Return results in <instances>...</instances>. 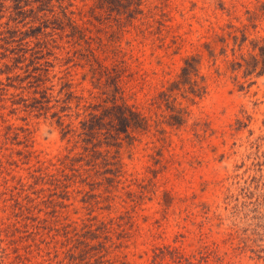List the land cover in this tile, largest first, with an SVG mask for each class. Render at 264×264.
<instances>
[{
	"label": "rangeland",
	"instance_id": "374dc122",
	"mask_svg": "<svg viewBox=\"0 0 264 264\" xmlns=\"http://www.w3.org/2000/svg\"><path fill=\"white\" fill-rule=\"evenodd\" d=\"M111 2H44L39 10L52 6L60 18L16 24L45 30L38 47L23 39L37 60L27 52L14 68L0 54V264H95L89 256L101 242L115 264H188L180 255L192 264H264V73L257 74L264 0ZM1 29L3 44L9 33ZM13 41L0 53L17 47ZM189 56L198 58L197 72L172 87ZM4 62L12 72L4 73ZM101 66L110 78L95 73ZM33 72L53 84L43 109L32 99L44 100L33 93ZM112 79L148 126L130 129L119 148L85 165L92 177L72 178L64 197L46 177L36 179L82 151L62 127L80 126L85 101L66 105L62 83L88 98ZM91 216L94 224L121 226L85 239L82 224ZM76 238L88 245L77 247Z\"/></svg>",
	"mask_w": 264,
	"mask_h": 264
},
{
	"label": "trees",
	"instance_id": "16d2710c",
	"mask_svg": "<svg viewBox=\"0 0 264 264\" xmlns=\"http://www.w3.org/2000/svg\"><path fill=\"white\" fill-rule=\"evenodd\" d=\"M6 1L13 2V4L7 5ZM97 1L100 2V5H102L101 7L104 8L109 7L110 4H113L111 0ZM121 1L123 0H118V2ZM44 2L50 3L51 0H0V15L2 17H6V21L4 23H0V36H2L4 33L1 29L3 26H6L8 28L7 31L9 33V36L7 38L2 39L3 44L14 42L13 40H17V37L18 40H20L17 43V47H10V49L4 48L5 52L3 51V53H0L3 54V57H8L10 60H12V66H14V68L18 66L17 64L21 62L22 59L26 58L27 52H31L30 55L32 56V62H35V59L37 60L36 55L39 53L38 50L33 51L32 47L29 46L30 40L23 39H37L35 45H37L38 47L41 40L40 36L45 33V30L42 29L41 24L31 27V29L27 31L19 30L16 24L23 21L27 17L30 18L31 22L39 21L44 17L45 20H47L50 16L54 18H60V16H58V12L54 11V9H51L52 6L47 9V12L45 11V8H42L43 11L39 10L40 4H43V7L47 6L44 5ZM23 7L27 8L24 10ZM40 12H42V14H40ZM66 19L70 21L68 23V27H70L71 32H75L78 28V25L73 20H71V18ZM23 41L25 44L23 43ZM3 44H0V47H3ZM258 49L259 57L261 58L259 62L262 63L263 66L260 68L257 74L261 75L264 73V46H259ZM7 50L9 51L8 53H6ZM40 51H42V49ZM253 63V69H255L257 61L254 60ZM197 64V57H186L183 60V66L180 70V80L174 83L172 87L180 83L184 84L188 82L190 80L191 74L197 72ZM3 65L6 69L4 73H10L13 71V68L9 67L10 65L8 63L4 62ZM105 68V66H101L95 73L99 72V76H102L101 74H104L107 78H110V74L104 73V71L107 70ZM33 70H37L40 72V70H43V68H40L39 65H35L33 67ZM16 76L19 77L18 74ZM29 76L34 79L30 82L34 83L33 93H39L40 97H42L44 100L37 99V96L32 97V99L35 100L34 102L39 103V109H41L40 107H42L43 109L46 107V104L44 103H48L43 101H49L51 94L50 92H48V90L51 89V86L53 84L47 86L45 83V78H42L43 80L41 79V73L34 74L33 72V74H29ZM7 78H9V76ZM62 85L63 87L61 88L59 95L64 94L65 96H67L64 102L66 105H69L68 103H70L72 99H78L77 103L80 102V99H83L85 101V104L81 106L83 112L80 114L83 116V118L79 120L80 126H78L77 128H71V124L69 123L65 124L62 127V130L65 132L64 135L71 134L72 137H77V140H75V146L76 144H79V142H81L80 147L82 148V151L77 155L71 156L69 158L65 157L63 159H60L58 163L59 166L55 168L54 172H49L43 176H37L36 179L46 177L45 183L52 185L53 189L55 190L57 188L61 189L64 197H67V189L70 186V184L68 183L70 181H74L72 178H76V176L81 178L83 176V171L85 174L84 180L92 177V171H90V168H84L85 165H94V161L98 159V157L103 158L104 160L107 156V153L109 152L108 148L113 146L119 148L123 141V134L124 137H129L130 129H146V127L148 126V121L139 111L123 101L122 88L118 85V83L115 82L114 79H112L111 84L103 83V85L99 88V92H91V96H89L88 98L76 95L70 89V83L67 82V84L65 85V82H63ZM39 87L41 89H39ZM60 107L62 108L61 111H64V108H67L68 106ZM171 111L172 113H170V115L173 118V121L179 122L182 118L172 108ZM51 115L57 117V121L59 124H63L61 121L62 116L59 115L58 111L52 112ZM102 147H106V149H101ZM76 162L79 163V165L75 168L74 165L76 164ZM68 171H73L74 173L69 175ZM113 175L114 176L112 177V179H116V175ZM95 218L96 216H91L87 219L88 223L85 222L82 224V235H84L85 239L87 238L88 234L92 236H96L98 234H104L105 236H108V234H110V231L113 232L117 229V227L121 226L118 222L115 223L113 219H108L107 221L101 220L98 223L94 224L93 220H95ZM71 223L74 224L73 231L75 235H77L76 221H72ZM64 226L68 227L70 225L67 224ZM78 241L76 238L77 247H79L81 244H84V246L88 245L83 239ZM110 243L115 244V242L113 241H111ZM99 246L101 250L97 251L96 254H90L89 258L91 260L93 259L95 264H115V260L107 257L109 252L106 253L108 250L105 243L101 242ZM170 250H173L172 252H176L175 248H170ZM82 251V256L89 255V252H87V250L82 249ZM103 251L104 253H102ZM70 258L72 260H76L78 258V256L74 254V250L70 254ZM183 258L187 261L188 264H192V262L189 261V257H184L183 255L178 256V261L181 262ZM172 259L173 261L178 262L175 256H172ZM119 264H123V261L120 260Z\"/></svg>",
	"mask_w": 264,
	"mask_h": 264
}]
</instances>
